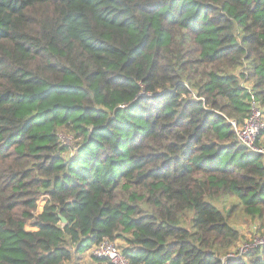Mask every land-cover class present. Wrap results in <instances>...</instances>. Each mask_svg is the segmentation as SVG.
Returning a JSON list of instances; mask_svg holds the SVG:
<instances>
[{
    "label": "trees",
    "instance_id": "obj_1",
    "mask_svg": "<svg viewBox=\"0 0 264 264\" xmlns=\"http://www.w3.org/2000/svg\"><path fill=\"white\" fill-rule=\"evenodd\" d=\"M252 100L264 119V0H0V264L118 238L130 264H264L227 256L235 224L264 233L231 124Z\"/></svg>",
    "mask_w": 264,
    "mask_h": 264
},
{
    "label": "built area",
    "instance_id": "obj_2",
    "mask_svg": "<svg viewBox=\"0 0 264 264\" xmlns=\"http://www.w3.org/2000/svg\"><path fill=\"white\" fill-rule=\"evenodd\" d=\"M235 130L236 141L248 150L262 154L264 157V145L257 142L259 132L264 130V119L262 110L255 101L251 102V110L245 121L238 125L231 121ZM69 141L68 136L61 134ZM63 141V140H62ZM67 143V142H65ZM69 144V143H67ZM264 247V234L252 232L247 239H241L235 249L227 254L230 258L244 257L250 250ZM90 256L107 258L112 264H130V261L123 255L120 248H117L114 241L103 239L97 245H92L89 249Z\"/></svg>",
    "mask_w": 264,
    "mask_h": 264
},
{
    "label": "rangeland",
    "instance_id": "obj_3",
    "mask_svg": "<svg viewBox=\"0 0 264 264\" xmlns=\"http://www.w3.org/2000/svg\"><path fill=\"white\" fill-rule=\"evenodd\" d=\"M61 140H63L64 142H67V143H69V144H71L72 142H70V141H68V140H66V137L65 136H63V135H61ZM69 146H71V145H69ZM73 154V150H67V151H65L64 152V156H71ZM215 206H218V207H220L221 209H225V208H227L230 204H231V199H214V200H210ZM44 202H45V199L44 198H41L39 201H38V205H37V210H36V212L35 213H39V212H41V210H42V207H43V204H44ZM251 222L250 223H243V222H241V223H238V224H235V226L237 227V226H240L239 228L241 229V228H243L245 231H246V228H247V230H248V228H249V226H251ZM33 225H31L30 223H26L25 224V229L26 230H35L36 228H34V227H32ZM253 232H255V231H253ZM257 233H259V234H264V233H261V232H258V231H256ZM252 233V232H251ZM250 233V234H251ZM249 235V233H247L246 232V235H244V236H242V238L241 239H245L246 238V236H248ZM114 244L116 245V247L117 248H122V247H124V246H126V243L121 239V238H118V239H116V240H114ZM79 260H78V262L80 263V264H86V263H90L91 262V256H90V254H89V249L87 250V251H85L84 253H82L80 256H79ZM74 261H75V259L73 260H71L70 262H66V263H64V264H73L74 263Z\"/></svg>",
    "mask_w": 264,
    "mask_h": 264
},
{
    "label": "crops",
    "instance_id": "obj_4",
    "mask_svg": "<svg viewBox=\"0 0 264 264\" xmlns=\"http://www.w3.org/2000/svg\"><path fill=\"white\" fill-rule=\"evenodd\" d=\"M262 144L264 145V142H262ZM264 158V157H263ZM264 160V159H263ZM252 224H251V226H249V228H248V230H247V228H246V231L243 229V228H239L240 226H235V228H237L238 229V231L240 232V237H242V236H244V235H246V232L247 233H251V232H253V231H257V223H255V222H251ZM32 227H34V226H32ZM34 228H36V227H34ZM37 229V228H36ZM35 229V230H36ZM264 232V231H263Z\"/></svg>",
    "mask_w": 264,
    "mask_h": 264
},
{
    "label": "water",
    "instance_id": "obj_5",
    "mask_svg": "<svg viewBox=\"0 0 264 264\" xmlns=\"http://www.w3.org/2000/svg\"><path fill=\"white\" fill-rule=\"evenodd\" d=\"M61 222H63V223L65 222V219L63 217H61Z\"/></svg>",
    "mask_w": 264,
    "mask_h": 264
}]
</instances>
